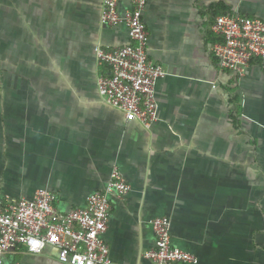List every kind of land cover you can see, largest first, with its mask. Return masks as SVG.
<instances>
[{"label": "crops", "instance_id": "obj_1", "mask_svg": "<svg viewBox=\"0 0 264 264\" xmlns=\"http://www.w3.org/2000/svg\"><path fill=\"white\" fill-rule=\"evenodd\" d=\"M102 1L0 0V198L44 187L66 212L117 166L130 190L110 196L103 237L115 262L152 264L141 253L166 215L194 264H264V57L238 77L212 53L216 16L264 20V0H147L148 53L167 70L149 127L99 94L95 47L129 42L124 22L101 21ZM49 253L9 257L62 264Z\"/></svg>", "mask_w": 264, "mask_h": 264}, {"label": "built area", "instance_id": "obj_2", "mask_svg": "<svg viewBox=\"0 0 264 264\" xmlns=\"http://www.w3.org/2000/svg\"><path fill=\"white\" fill-rule=\"evenodd\" d=\"M120 0H103L102 22L116 26L124 22L129 42L112 47H95L97 62L105 71L97 78L100 96L122 110L128 120H139L145 127L157 119L156 83L167 74L160 62L148 53L149 30L143 12L147 0H131L125 12ZM212 31L219 37L212 53L219 66L238 77L245 75L254 58L264 57V20L239 13L216 16ZM130 190L123 173L114 166L106 187L91 193L85 206L62 212L57 195L41 187L31 198H0V264H11L7 257L22 249L31 254L48 253L62 264H120L110 256L103 235L108 228L110 196ZM155 245L141 255L152 264H194L192 252L172 244L171 222L166 215L151 220Z\"/></svg>", "mask_w": 264, "mask_h": 264}, {"label": "rangeland", "instance_id": "obj_3", "mask_svg": "<svg viewBox=\"0 0 264 264\" xmlns=\"http://www.w3.org/2000/svg\"><path fill=\"white\" fill-rule=\"evenodd\" d=\"M10 255V254H9ZM22 256H16V261H18ZM14 257L10 258L9 256L7 257V261L11 260V264H14ZM21 264L23 263V261L20 262Z\"/></svg>", "mask_w": 264, "mask_h": 264}, {"label": "trees", "instance_id": "obj_4", "mask_svg": "<svg viewBox=\"0 0 264 264\" xmlns=\"http://www.w3.org/2000/svg\"><path fill=\"white\" fill-rule=\"evenodd\" d=\"M225 14H232V12H226Z\"/></svg>", "mask_w": 264, "mask_h": 264}]
</instances>
